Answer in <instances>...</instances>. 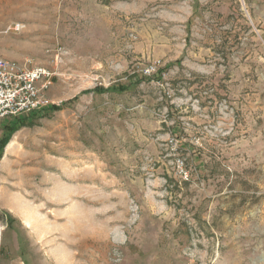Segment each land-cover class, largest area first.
<instances>
[{"label": "rangeland", "instance_id": "rangeland-1", "mask_svg": "<svg viewBox=\"0 0 264 264\" xmlns=\"http://www.w3.org/2000/svg\"><path fill=\"white\" fill-rule=\"evenodd\" d=\"M0 57L62 105L0 123V264H264V0H0Z\"/></svg>", "mask_w": 264, "mask_h": 264}, {"label": "built area", "instance_id": "built-area-1", "mask_svg": "<svg viewBox=\"0 0 264 264\" xmlns=\"http://www.w3.org/2000/svg\"><path fill=\"white\" fill-rule=\"evenodd\" d=\"M53 75L42 65L0 57V123L18 115L42 113L53 105L48 96Z\"/></svg>", "mask_w": 264, "mask_h": 264}, {"label": "trees", "instance_id": "trees-1", "mask_svg": "<svg viewBox=\"0 0 264 264\" xmlns=\"http://www.w3.org/2000/svg\"><path fill=\"white\" fill-rule=\"evenodd\" d=\"M143 78V77H142ZM142 80V79H141ZM139 82V81H138ZM125 87H119L118 89H121V90H124ZM115 87H109V88H103V87H95L94 89H87L84 91V93H90V92H107V91H111V90H114ZM126 89V88H125ZM62 105H56V104H53L51 105L47 110H58L61 108ZM46 110V111H47ZM45 112V111H44ZM43 113V112H42ZM35 114H39V113H35ZM35 114H32V115H35ZM31 115V114H30ZM17 128L16 127H10L8 128V134L7 136H4L0 139V158L2 157L3 155V151H4V148L6 147V145L8 144V142L10 141L11 139V136L13 135V133L15 132Z\"/></svg>", "mask_w": 264, "mask_h": 264}, {"label": "bare ground", "instance_id": "bare-ground-1", "mask_svg": "<svg viewBox=\"0 0 264 264\" xmlns=\"http://www.w3.org/2000/svg\"><path fill=\"white\" fill-rule=\"evenodd\" d=\"M12 146V145H11ZM28 213V212H27ZM29 214H31L30 212H29ZM28 221V220H27ZM28 223V222H27Z\"/></svg>", "mask_w": 264, "mask_h": 264}]
</instances>
